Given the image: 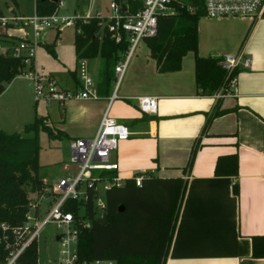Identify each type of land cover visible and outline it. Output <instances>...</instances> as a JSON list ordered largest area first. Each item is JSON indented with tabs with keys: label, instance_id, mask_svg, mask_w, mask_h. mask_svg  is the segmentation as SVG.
<instances>
[{
	"label": "crops",
	"instance_id": "obj_1",
	"mask_svg": "<svg viewBox=\"0 0 264 264\" xmlns=\"http://www.w3.org/2000/svg\"><path fill=\"white\" fill-rule=\"evenodd\" d=\"M197 29L198 56L237 57L233 94L218 98L216 92H197L194 53L183 56L179 71L159 72L146 46L148 55L135 53L118 88L111 83L107 96L43 102L55 105L54 112L43 116L70 141L90 138L115 92L108 115L131 133L111 156L118 162L122 186L141 171H153L149 177L180 178L184 184L164 264H264V239L256 240L262 254L253 253V238L264 237V16L252 24L206 18ZM243 58L249 59L248 67ZM99 68L100 60L96 85ZM75 70L64 85L51 73H41L74 89ZM140 96L156 98L155 113L139 109ZM216 107L229 111L206 124ZM196 139L200 146L187 167ZM231 153L238 156L237 175H215L218 157Z\"/></svg>",
	"mask_w": 264,
	"mask_h": 264
},
{
	"label": "trees",
	"instance_id": "obj_2",
	"mask_svg": "<svg viewBox=\"0 0 264 264\" xmlns=\"http://www.w3.org/2000/svg\"><path fill=\"white\" fill-rule=\"evenodd\" d=\"M58 1L35 0V13L49 15L53 13ZM129 4L132 12L141 6L140 0H116ZM196 5L195 12L190 13L183 5L177 15L160 16L157 19V32L144 39L149 49V56L155 60L159 72H175L181 69L183 56L188 52L194 56V76L199 94H214L221 88H227L236 77L239 69L226 70L221 57H202L197 55L198 21L202 16V0H182ZM98 18L75 24L74 52L78 58H99L98 93L107 96L114 79V66L126 49V41L116 43L107 28L100 27ZM58 37V36H57ZM17 40L20 37L0 34V41ZM47 51L55 55L50 45H44ZM23 68L19 58L0 55V94L6 83L11 82ZM229 109L216 107L208 117L210 119L224 114ZM47 116H35L26 124L23 133L6 132L0 129V224L8 226L6 234L12 240V230L20 227L28 212L29 192L42 193L44 174L39 163V133L45 132L50 138L66 137L63 131L52 128ZM51 122V121H50ZM200 144L196 139L191 149L187 167H191ZM215 175L236 176L238 173V156L236 153L218 157ZM115 172L113 171V174ZM180 178L161 179L144 178L136 186L133 178L124 186L113 187L105 191L106 223L100 224L94 203L90 197L86 205V214L91 221V228L84 230L78 238L77 255L80 260L111 259L116 264H164L169 241L177 216V206L183 190ZM29 188V191L26 189ZM237 193V183L233 184ZM78 204V203H77ZM124 209L119 211V206ZM67 210L76 215L77 206L69 202ZM3 231L0 227V264H5L8 249L1 240ZM253 238V253L262 254L256 248ZM262 248V247H261ZM38 244L33 240L19 255L15 264H39Z\"/></svg>",
	"mask_w": 264,
	"mask_h": 264
},
{
	"label": "built area",
	"instance_id": "obj_3",
	"mask_svg": "<svg viewBox=\"0 0 264 264\" xmlns=\"http://www.w3.org/2000/svg\"><path fill=\"white\" fill-rule=\"evenodd\" d=\"M93 1V0H92ZM141 6L134 12L124 1L111 0L106 8L107 14L91 9L83 14H59L58 9L64 7V1H58V8L49 15H38L30 18L0 15V34L6 33L8 27L29 28L28 33L17 40L0 41V55L21 59L23 68L18 75H23L32 84L36 101L46 104L57 102L63 104L69 100L98 99L97 85L89 73L87 59L78 58L76 61L77 88L61 87L53 78L43 75L36 66V50L39 37L44 29L56 28L58 31L65 27H74L78 20L86 23L92 18H98L100 27H106L111 38L116 43L126 41L127 46L114 66V86L118 88L140 41L152 37L157 32V19L160 16L177 15L185 5L190 13L195 12L196 5L184 3L182 0H140ZM202 16L209 19H241L249 24L264 16V0H202ZM9 36V35H8ZM222 66L231 71L238 64L237 57H225ZM250 61L243 58L242 65L248 67ZM235 77L227 88H221L216 96L223 97L233 94ZM115 92L108 98L107 108L101 118L96 133L90 138H75L70 141V163L73 170L68 171L52 184L49 192L36 194L30 198L28 212L24 223L12 230L13 238L9 240L6 231L8 226L1 223L3 231L1 240L8 249L5 264H15L19 255L33 241L37 240L41 230L47 223H53L61 232L56 236L59 244L60 262L58 264H116L111 259L80 260L76 247L79 235L91 228V221L86 214V205L91 197L97 217L105 210V191L120 187L124 181L116 173L118 162L111 156L118 144L130 136L127 125L108 115L109 105L115 99ZM139 109L143 113L156 112L157 100L151 96L137 97ZM65 170L69 166L64 167ZM113 171L115 172L113 174ZM153 172V171H151ZM151 172L141 171L132 178L135 185L140 186L144 178ZM47 201V209L41 208L43 200ZM69 202L77 206V215L67 210ZM78 203V204H77ZM53 264V263H50Z\"/></svg>",
	"mask_w": 264,
	"mask_h": 264
},
{
	"label": "rangeland",
	"instance_id": "obj_4",
	"mask_svg": "<svg viewBox=\"0 0 264 264\" xmlns=\"http://www.w3.org/2000/svg\"><path fill=\"white\" fill-rule=\"evenodd\" d=\"M63 1L65 5L58 9V13L72 15L74 10L82 14L87 9H91L92 14L95 11L107 14L106 8L110 5L111 0ZM11 8L14 9L15 15H12ZM0 11L6 17L16 16V13H20L26 18H30L35 14V3L34 0H0ZM205 19V17H201L198 23L204 22ZM236 22L241 23L242 20L236 19ZM6 32L9 36L23 37L26 33L31 35L29 28L24 30L20 27H8ZM74 35V27H65L60 31L56 28L44 29L39 37L40 43L35 55L36 66L42 73H51L60 85H64L66 81L69 82L70 71L76 69L77 57L73 45ZM45 44L52 46L55 55L47 51ZM135 53L139 54L140 58L148 55L144 40L140 41ZM87 64L90 75L95 79L99 67V58L87 59ZM54 107V104L47 107L42 101H36L30 81L22 74L16 75L11 82L5 84L4 90L0 94V129L6 132L23 133L24 126L31 123L35 116H43L46 111L54 112ZM48 124L55 128L52 122L48 121ZM39 143V163L43 166L41 172L44 174L42 180L44 186L41 189L45 193L50 191L56 179L65 176L69 170H73V164L70 163V140L67 137L50 138L41 131ZM65 166H69V169L65 170ZM26 189L29 191L28 187ZM36 194L37 192H29V197L34 198ZM47 201L48 199L42 201V209L47 207ZM60 232L61 229L51 222L47 223L41 230L37 238L39 264H58L60 262L59 244L56 240V236Z\"/></svg>",
	"mask_w": 264,
	"mask_h": 264
},
{
	"label": "water",
	"instance_id": "obj_5",
	"mask_svg": "<svg viewBox=\"0 0 264 264\" xmlns=\"http://www.w3.org/2000/svg\"><path fill=\"white\" fill-rule=\"evenodd\" d=\"M53 1H57V0H53ZM123 209H124V206L123 205H120L119 206V211H122ZM97 221L100 224H105L106 223V214H105L104 211H102V212L99 213V216L97 218ZM56 239H58V238H56Z\"/></svg>",
	"mask_w": 264,
	"mask_h": 264
}]
</instances>
